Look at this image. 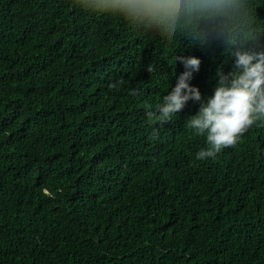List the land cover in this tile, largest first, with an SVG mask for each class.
I'll list each match as a JSON object with an SVG mask.
<instances>
[{
    "label": "trees",
    "instance_id": "obj_1",
    "mask_svg": "<svg viewBox=\"0 0 264 264\" xmlns=\"http://www.w3.org/2000/svg\"><path fill=\"white\" fill-rule=\"evenodd\" d=\"M250 47L264 52V34ZM176 57L201 60L202 100L150 123L145 105L186 71ZM234 65L221 39L0 0V264H264V122L204 160L206 134L187 127Z\"/></svg>",
    "mask_w": 264,
    "mask_h": 264
},
{
    "label": "clouds",
    "instance_id": "obj_2",
    "mask_svg": "<svg viewBox=\"0 0 264 264\" xmlns=\"http://www.w3.org/2000/svg\"><path fill=\"white\" fill-rule=\"evenodd\" d=\"M74 5L84 11L122 18L131 27L155 31L169 42L177 36L201 45L212 39L224 41L235 59V70L227 74L218 70L214 95L187 120V127L199 135L206 134L208 147L197 153V160L213 158L223 148L236 146L253 125L264 122V52L250 47L264 33L256 24L252 0H74ZM175 59L184 64L186 71L155 111L151 104L145 105L150 123H171L189 101L202 100L199 89L189 83L193 72L199 71L201 60ZM154 70L155 65L148 67L150 73ZM123 83L121 79L111 87ZM158 135L154 129L152 137Z\"/></svg>",
    "mask_w": 264,
    "mask_h": 264
}]
</instances>
